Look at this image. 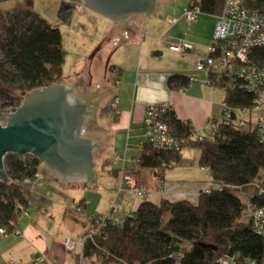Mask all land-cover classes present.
<instances>
[{
	"label": "trees",
	"instance_id": "trees-1",
	"mask_svg": "<svg viewBox=\"0 0 264 264\" xmlns=\"http://www.w3.org/2000/svg\"><path fill=\"white\" fill-rule=\"evenodd\" d=\"M245 2L264 16V0ZM198 4L201 12L217 15L224 0H199ZM67 8L71 9V5L63 2L60 9ZM9 24L5 39L0 42V72L5 80H20L22 86L18 95L9 84L0 86V92L12 96L19 106L32 90L63 81L65 50L59 29L30 5L22 6ZM119 40L124 39L119 35L116 41ZM252 60L264 66V46L252 51ZM207 78L210 86L224 89V100L229 104L240 108L251 105L252 93L230 89L224 78L222 83L215 81L217 76L212 73ZM188 83L185 75L168 77L171 87H187ZM174 115L171 110L169 123L175 136L183 140L179 149H156L143 141L135 152V164L115 169V173L121 170L133 177L135 188L144 196L163 187L166 170L174 166H167L169 161L177 164L181 151L192 146L200 151L197 163L211 175V189L208 192L201 189L194 203L165 197L158 202L143 200L126 214L122 225H107L99 233L94 232L96 213H89L86 219L90 227L77 239L85 238L83 259L92 257L96 264H264V235L252 228L249 214L251 208H264V141L256 137L253 127L243 129L233 123L219 124L211 137L198 139L189 123L184 124ZM4 160L9 179L7 183L0 180V226L11 229L18 219L17 204L27 203L30 190L22 179L39 171L40 161L34 156L21 157L11 152ZM119 161L124 159L119 157ZM77 182L80 184L82 180ZM83 201L75 203L79 210L74 205L68 212L81 214ZM70 216L81 224L82 214L78 218ZM89 232L92 238L85 236Z\"/></svg>",
	"mask_w": 264,
	"mask_h": 264
},
{
	"label": "crops",
	"instance_id": "crops-1",
	"mask_svg": "<svg viewBox=\"0 0 264 264\" xmlns=\"http://www.w3.org/2000/svg\"><path fill=\"white\" fill-rule=\"evenodd\" d=\"M178 16L179 18H174L176 20L175 23H172L173 25L180 24L178 29L175 30L176 35L173 37L170 35L167 39L171 40V42L178 39L188 40L192 44V47L187 49L186 52L174 51L169 47L166 51L160 46V41H157L155 38L151 39L154 41L153 43L146 42L144 40L146 36L143 33L144 29H139V26L135 24L136 19L134 17L123 23L113 21L114 27L109 37H112L114 32H119L121 33V39H124L119 40V43H115V47L111 49L113 63L107 73L117 87L113 98H118V103L115 109H113L114 111H111V108L106 109L107 111L104 109L101 115L98 116L97 111H95L97 106L91 101L94 98L91 93L97 90L88 87L85 89L83 83H80L86 100L94 105L93 111H95L94 118L90 119L85 125L88 129L87 134H91L90 131L97 133L98 138L95 142L98 144V148L96 151L99 149L100 155L106 152L108 145L111 146L113 156L108 160L106 159V164L116 181L121 170L117 174V172L115 173V169L134 165L135 152L140 148V142L144 141L145 131L142 117L146 104L170 103L175 115L178 118L186 120L191 128L194 129L193 134L195 137H202L203 135L198 134V132L204 130L202 128L203 124L221 112L219 99L217 98L218 94L215 93V88L206 82L207 73L203 70L198 71L195 68L196 59L199 56L206 55L205 48L209 44H206L204 39L201 38L202 36L197 37L191 35L190 32H183L181 27L185 26L183 21L184 16L183 19L181 18V14H178ZM213 16L216 19V15ZM170 30L169 34H171ZM137 36L140 38L138 41L135 39ZM114 37L115 35L113 39ZM164 44L166 45V43ZM144 54L148 55L146 60L143 59ZM177 73L187 77L195 76L196 79L190 81L183 92H177L176 86L171 87L168 85V77ZM114 99L110 101V104ZM105 118L108 121H105ZM104 138L108 139L107 147L101 143V140ZM185 149L181 151V159L186 154L192 157V153L184 152ZM198 155V153H193V156H197L193 157V160H197ZM115 156L121 157L124 159V162L118 161L115 164L112 163ZM193 167L198 175L193 176V179L189 181H175L166 175L163 185L165 189L161 191V197H165L170 201L188 199L194 203L197 199V193L210 183L211 175L205 167L203 168L199 165V168L196 164ZM37 170L40 172V177L36 180L35 190L41 185L40 178L42 177V173L40 164H38ZM55 179L53 175H48L46 181L56 183L57 179ZM34 191H27V206L30 203L29 200L32 198V195L35 193ZM83 202L84 206H86L87 203ZM63 203H59V210L63 207L64 213L58 211L60 216L58 218L59 223L56 225H49L44 220L46 229L40 225L32 226L28 223L25 224L24 228L20 229V236L0 234V264L26 263L29 259L37 257L40 254H45L48 259L54 260L55 264H80V260L75 257L74 253L68 254V250L64 246L66 239L77 241V238L70 235L63 236L62 233H58V226L63 225L64 215L66 216L69 208H71L70 205H67V200L64 199ZM89 212H97V210L94 209ZM88 214L86 212L85 217L83 216L81 220V224H78L81 226V230L77 233L78 236L82 235L90 227L86 219ZM48 264L53 263L49 262ZM81 264H96V262H94L92 257L85 256Z\"/></svg>",
	"mask_w": 264,
	"mask_h": 264
},
{
	"label": "rangeland",
	"instance_id": "rangeland-1",
	"mask_svg": "<svg viewBox=\"0 0 264 264\" xmlns=\"http://www.w3.org/2000/svg\"><path fill=\"white\" fill-rule=\"evenodd\" d=\"M75 1L76 0H0V42L5 39V30L7 26L10 25L9 23L12 22L14 14H16L22 6L27 7L30 5L33 11L37 14L39 13L49 24L56 26L61 33V44L65 50V57L62 64L63 82L76 87L81 96L84 93L80 85L81 82L85 89L88 87L97 90L91 93L94 97L91 101L96 104L97 107L95 111H97L99 116L104 109H108L110 101L114 99L113 97L116 93L117 87L115 86V82L109 78L107 73L109 72V67H111L113 63L111 49L115 47V43H119L116 39L119 38L121 33L114 32V39V35L109 37L114 27L113 20L85 6L78 9L74 7ZM188 1L189 0H156V8L150 17H144L142 15L134 16L136 19L135 24L139 26L140 30L144 29L143 33L146 34L144 40L153 43L154 41L151 39L155 38L157 41H160V46L167 51L168 45L171 42L167 37L170 35L172 37L175 36V30L180 26V24L173 25L172 20L176 17L179 18L178 14H181V18L183 19V10L188 5ZM63 2L70 4L72 8L69 10L68 8L60 9ZM198 15L197 22L187 23L184 18L183 21L185 26L181 27V29L185 33L190 32L193 36H202L201 38L204 39L206 44L210 45L216 19L213 15L203 12H199ZM169 30L171 34L168 33ZM135 39L138 41L140 38L137 36ZM164 43H166V45ZM1 54L2 51L0 47V57ZM147 58L148 55L144 54L143 59L146 60ZM159 65L162 66L161 64ZM7 84L13 86L15 94L18 95L19 88L22 86L21 81L14 80L9 82L4 79L0 72V86H5ZM214 88L215 93L218 94L217 98L219 99L221 111V103L223 102L225 92L222 88ZM14 107H18L16 100L12 96H7L0 92V121H5L6 118L4 119V116H8V111L14 110ZM220 113L221 112L216 116H219ZM105 121H108V119L105 118ZM205 123L202 127L204 130L198 132V134L211 137L214 128H205ZM83 133H88L87 126L83 130ZM90 133L94 141H96L98 138L97 133L93 131H90ZM107 142L108 139L104 138L101 140V143H103L105 147L108 145ZM184 152L192 153V157L186 154L181 161L168 168L165 172L167 177L169 176L175 181H189L193 179V176L198 175L193 167L195 164L199 167L197 160H193V157L197 156H193V153H198L200 155V151L191 146L187 147ZM112 154L113 151L110 145H108V149L104 154L101 153L100 155L99 149L94 153V160L96 162L95 181L89 188L83 187L81 184L82 182L79 184L77 181L73 180L61 181L57 179L56 183L46 181L48 175L52 174L49 170L44 168V164L40 162V170L42 173V177L40 178L41 185L37 187L36 190L35 188L28 190H35L27 206L29 216L24 219L20 218L18 227H20V229L24 228L25 224L29 223L32 226L40 225L46 229L47 227L44 224V220L47 221L49 225H56L59 223L58 218L60 214H58V211L64 213L63 207L59 210V203L64 204V199L67 200V205L72 207L83 198L87 204L83 206V210L80 213L84 216L86 212L91 213L89 211L94 209L97 210V212H95L96 214L104 215L111 200L115 197V200H117V203L120 205L117 211V216L119 218H123L126 214H129L131 212L130 210L136 208L143 200L150 199L158 202L161 197L160 189L158 191H148L144 196L137 197L133 196L132 190L130 189L116 193L114 186L117 181L112 177L111 171L106 164V159H110L113 156ZM164 189L165 187L163 186L162 191ZM106 206L107 208L105 209ZM70 213L73 214L75 218L81 216V214H76L72 210L68 212L66 216L64 215L63 225L58 226V233H62L63 236L70 235L80 239L81 235L78 236L77 233L81 230V226L78 225V222L71 219ZM78 252L79 250L76 252L68 251L67 253H74L77 258L76 255Z\"/></svg>",
	"mask_w": 264,
	"mask_h": 264
},
{
	"label": "built area",
	"instance_id": "built-area-1",
	"mask_svg": "<svg viewBox=\"0 0 264 264\" xmlns=\"http://www.w3.org/2000/svg\"><path fill=\"white\" fill-rule=\"evenodd\" d=\"M199 0H191L184 8L182 16L189 23L197 20L200 6ZM74 7L80 9L81 5L75 1ZM175 19L172 23H175ZM214 30L211 35L212 42L206 46V55L199 56L196 59V70H203L208 75L214 74L217 76L215 81L222 83V78L227 82V87L230 89L238 88L248 91L253 94L251 105L246 108L234 107L223 99L222 110L219 116L211 117L205 123V128H214L221 125H228L233 123L239 128L247 129L253 127L255 129L256 137L260 141H264V66L252 60V51L255 48L264 46V16L258 13L255 9L247 6L245 0H224V6L220 14L216 15ZM168 47L171 50L186 52L192 47V44L187 40L178 39L170 42ZM189 82L195 80V76H188ZM209 83V79L206 80ZM210 85V83H209ZM212 86V85H211ZM186 86H177V92H183ZM118 98L115 97L113 107L110 109L114 111L117 106ZM16 107L14 108V110ZM172 110L170 103L167 104H146L143 113V127L145 131L144 141L150 142L154 148L162 150H177L183 140L177 138L171 129L169 123V112ZM13 111L9 110L8 112ZM182 120L184 124L188 125L186 120ZM7 115L4 116V119ZM3 119V120H4ZM4 123V121H0ZM202 137H197L202 139ZM143 141L139 146L143 145ZM31 156V155H25ZM5 158V156H4ZM4 160V159H3ZM119 161V157H113L112 163ZM5 164V160H4ZM176 165L174 160H170L167 166ZM40 177V172L35 171L32 177L24 176L22 184L24 183L29 189L35 188L36 180ZM117 193L130 189L133 196H141L142 191L135 188V180L128 174L120 172L117 181ZM212 185L205 187V191H209ZM163 187H160L162 190ZM78 206V204H75ZM119 204L116 200H111V203L103 214H94L93 223L97 226L95 231L99 233L107 225H122L123 218L117 216ZM19 209L18 219L13 227L2 225L0 227V234L20 236L21 230L18 227L19 219H24L28 215L26 204H17ZM79 210V206L77 208ZM250 217H252V228L260 235H264V208H251L249 210ZM89 232L85 236L92 238L93 235ZM85 238L80 241L66 239L64 246L69 252H76L79 250L78 259L83 262L82 251L83 242ZM49 262L55 264L56 262L48 259L45 254L33 257L26 263L20 264H48ZM18 264V263H16Z\"/></svg>",
	"mask_w": 264,
	"mask_h": 264
},
{
	"label": "water",
	"instance_id": "water-1",
	"mask_svg": "<svg viewBox=\"0 0 264 264\" xmlns=\"http://www.w3.org/2000/svg\"><path fill=\"white\" fill-rule=\"evenodd\" d=\"M78 1L122 23L134 16L150 17L156 8V0ZM93 109L76 87L63 81L32 90L0 123V180L7 183L9 179L3 159L11 152L38 158L58 180H82L83 187H91L98 144L82 132L95 116Z\"/></svg>",
	"mask_w": 264,
	"mask_h": 264
},
{
	"label": "bare ground",
	"instance_id": "bare-ground-1",
	"mask_svg": "<svg viewBox=\"0 0 264 264\" xmlns=\"http://www.w3.org/2000/svg\"><path fill=\"white\" fill-rule=\"evenodd\" d=\"M81 7H83L82 5H81ZM113 102H111V104H110V106H109V108L108 109H110V108H112L113 107ZM83 133V132H82ZM84 134V133H83ZM89 135H91V134H89ZM94 140V139H93ZM5 171H6V169H5ZM8 174V173H7Z\"/></svg>",
	"mask_w": 264,
	"mask_h": 264
},
{
	"label": "flooded vegetation",
	"instance_id": "flooded-vegetation-1",
	"mask_svg": "<svg viewBox=\"0 0 264 264\" xmlns=\"http://www.w3.org/2000/svg\"><path fill=\"white\" fill-rule=\"evenodd\" d=\"M82 97L86 100L84 93L82 94ZM87 101V100H86Z\"/></svg>",
	"mask_w": 264,
	"mask_h": 264
},
{
	"label": "clouds",
	"instance_id": "clouds-1",
	"mask_svg": "<svg viewBox=\"0 0 264 264\" xmlns=\"http://www.w3.org/2000/svg\"><path fill=\"white\" fill-rule=\"evenodd\" d=\"M77 2H79L78 0H76ZM81 5V4H80ZM71 8H72V6H71Z\"/></svg>",
	"mask_w": 264,
	"mask_h": 264
}]
</instances>
